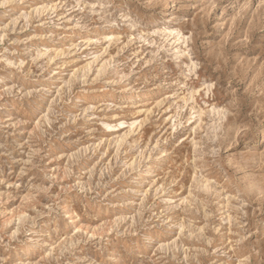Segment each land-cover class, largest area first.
<instances>
[{"label": "rangeland", "instance_id": "1", "mask_svg": "<svg viewBox=\"0 0 264 264\" xmlns=\"http://www.w3.org/2000/svg\"><path fill=\"white\" fill-rule=\"evenodd\" d=\"M0 264H264V0H0Z\"/></svg>", "mask_w": 264, "mask_h": 264}]
</instances>
